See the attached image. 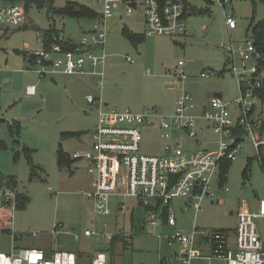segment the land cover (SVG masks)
Returning a JSON list of instances; mask_svg holds the SVG:
<instances>
[{
  "label": "rangeland",
  "instance_id": "374dc122",
  "mask_svg": "<svg viewBox=\"0 0 264 264\" xmlns=\"http://www.w3.org/2000/svg\"><path fill=\"white\" fill-rule=\"evenodd\" d=\"M186 1L194 13L186 17L184 33L144 36L142 8L126 14L124 1L116 0L113 15L105 20L106 57L104 65L96 68L98 73L103 72L100 77L96 73L41 75V70L51 67L30 65L28 57L24 59L20 52L28 56L42 47L38 39L42 40V30L49 25L46 9L30 7L25 12L22 2L0 0V8L15 4L24 11V21L18 28L8 23L0 24V141L5 144L0 149V177L19 196L28 199L23 208L10 212L12 233L0 229V253L10 254L13 246L17 249L33 247L46 254L47 251L70 252L77 257V264H91L102 251L107 264H154L163 259H170V264H180L176 254L182 246L178 242L168 243L167 237L174 236L177 231L190 235L193 227L198 234L225 233L229 249L234 250L239 207L245 203L253 210L258 200L264 199V169L260 161L263 156L248 137L243 138L235 159L215 171L209 189L212 200L205 198L197 212L182 211L184 199L171 202L174 227L151 226L147 223L149 214L137 200L115 194L108 196L110 214H96L93 201L85 195L92 180L86 172L88 163L79 159L72 161L69 168L61 169L56 161L60 147L69 156L74 152L83 154L91 148V131L98 123L100 112L144 114L148 109L155 112L156 118L148 119L140 130V153L146 156L164 154L169 141L160 138L159 117L173 115L175 102L183 92L196 105L185 115L200 114L202 107L208 108L214 97L228 102L230 113L239 114L237 100L242 92L239 78L230 72L228 49L245 47L247 41L254 43L252 27L264 21V0H227L223 6L219 5V0ZM52 2L56 8L68 3L94 13L92 18L54 17L56 27L52 28L58 29V35L64 40L78 41L94 27L98 32L103 31L99 23L103 6L97 0ZM227 13L236 22L234 30L225 26ZM130 33L139 36V41L131 42L127 36ZM179 61L183 62L187 76L184 82L175 74ZM234 61L241 69L238 54ZM250 63H254V59H250L246 68ZM202 73L208 77L201 78ZM29 85H35L36 95L26 96L25 87ZM86 96L93 97L95 102L89 104ZM261 97H255L254 101L257 106L261 105L264 119V92ZM12 120L19 121L22 127L19 146L7 131L6 122ZM196 124L207 126L199 120ZM66 132L80 135L62 138L61 134ZM197 139L201 141L200 147L196 146L195 139L185 134L174 135L172 142L179 141L182 150L188 152L216 149L218 137L212 129L205 127L203 132H197ZM22 146L32 151L30 158ZM221 172L225 177L219 183ZM119 202L126 205L123 212L117 211ZM155 216L157 219L158 213ZM255 225L264 244V220H255ZM86 230L108 236L120 235L113 242L98 243L84 236ZM125 233L130 234V238L121 237ZM13 235L16 236L14 241ZM210 263L225 264L216 260Z\"/></svg>",
  "mask_w": 264,
  "mask_h": 264
},
{
  "label": "built area",
  "instance_id": "2783aa9c",
  "mask_svg": "<svg viewBox=\"0 0 264 264\" xmlns=\"http://www.w3.org/2000/svg\"><path fill=\"white\" fill-rule=\"evenodd\" d=\"M97 1L103 6L99 23L104 29L98 32L94 27L78 41H71L75 45L74 50L64 51L61 48L59 42L64 40L61 34L55 43L47 44L43 38L38 39L42 47L34 50L30 54L31 58L38 66L51 67L50 70H41V75L84 74L88 65L93 70L92 73L103 77V72L98 73L96 68L104 65L105 20L113 15L116 0ZM226 1L219 0V5L223 6ZM124 3L126 14H131L137 4L143 9L144 36H174L185 32V14L189 9H186L184 0H126ZM23 21L24 11L17 5L5 4L0 8V24L8 23L18 28ZM224 22L228 30L236 28V22L230 13L225 14ZM95 50L100 53H95ZM228 52L231 55L230 72L239 78L242 92L237 100L239 114L230 113L229 103L214 97L208 108L202 107L200 114L185 115V112L194 109L196 105L183 92L175 102L173 115L159 117L160 138L169 141L164 147L163 155L146 156L140 153L141 126L148 119L156 118L152 110L148 109L144 114H132L129 111L99 113L98 123L91 131V148L83 154L74 152L71 155L73 160L84 159L88 163L86 172L92 176V180L90 190L85 195L93 201L96 214H110L108 196L115 194L125 199L137 200L149 214L147 223L151 226L164 224L174 227L176 222L171 202L174 199H184L182 211L197 212L205 198L212 200L213 194L209 189L215 171L224 162L235 159L244 137H248L252 146L263 156L260 161L264 169V119L261 116V105L257 106L254 101L255 97L262 99L264 92V58L250 41L237 50L231 46ZM235 54L239 56L241 69H238L234 61ZM250 59H254V63L246 68ZM183 65L179 61L176 66L175 74L180 82L187 79ZM212 74L213 72H209V75ZM200 77L206 78L208 74L202 73ZM26 93L34 95L35 87H26ZM86 100L89 104L95 102L91 96H86ZM197 120L205 122L207 126H197ZM205 127L212 129L218 137L214 150L188 152L182 150L179 141L172 142L174 135L185 134L188 138L195 139L196 146L200 147L197 132H203ZM220 178L221 175L219 183ZM18 197L9 183L0 180V222L10 233V212L17 209ZM125 209V203L119 202L117 211L123 212ZM157 213L159 217L156 219ZM237 218L234 250L229 249L225 233L214 231L198 234L196 227H193L190 235L177 231L174 236H168V243L181 244L182 249L176 254L181 264H211V260L225 264H264V244L255 225V220H264V199L258 200L253 210L242 203L237 211ZM84 236L94 238L98 243L111 242L116 237L89 230L84 232ZM14 237L12 236V240ZM121 237L130 238V234L125 233ZM161 238L162 236H158V239ZM0 264H77V257L65 251L46 254L42 249H17L13 246L10 254L0 253ZM91 264H107L105 253L99 251ZM160 264H170V259H163Z\"/></svg>",
  "mask_w": 264,
  "mask_h": 264
},
{
  "label": "trees",
  "instance_id": "16d2710c",
  "mask_svg": "<svg viewBox=\"0 0 264 264\" xmlns=\"http://www.w3.org/2000/svg\"><path fill=\"white\" fill-rule=\"evenodd\" d=\"M1 1L10 2V3L22 2V4L24 5V8H25V12L28 11V9L30 7H36L39 10L46 9V16H47V19L49 20V25L46 29L42 30V34H43V41H45L47 44L57 42L56 38L58 37V33H60V32H58V30L56 31L55 29H53L54 27L52 28V26H55L54 25V23H55L54 17H60V18L61 17L62 18L63 17H72L75 19H80L83 17H89V18L94 17V13L89 11L87 8H84L82 6H77L74 4H68L67 3L62 8H56L53 5L52 0H1ZM123 1H126V0H123ZM184 3L187 7L186 9H189L188 13L185 14V18H186L188 15L193 14L194 11H193V9H191L190 5L187 3L186 0H184ZM252 31H253V35H254V39H255L253 44H254L255 48L262 54V56L264 58V21H259L258 23H256L252 27ZM127 36L129 37L131 42H137L140 39L139 36H136L132 33L127 34ZM59 44L64 51L75 49V45L70 40H63V41L59 42ZM21 54L26 56V53H24V52H22ZM0 121H2V120H0ZM6 126H7V131H8L9 137L12 139V141L15 144H17L19 146L20 142L18 140V137H19V133L21 131V126H20L19 122H17V121L6 122ZM79 135L80 134L76 133V132H66V133H62L61 137L62 138H70V137H78ZM4 147H5L4 142L0 141V149H3ZM22 150L30 158L32 151L29 148L24 147V146H22ZM15 156H17V153L15 154ZM56 161H57L58 167L62 169V168H69L71 166L72 161H76V160H73L69 155L64 153L60 147L57 151ZM227 163H229V161L224 162L223 165L225 166ZM223 171H225V167H224ZM244 175H246V171L244 172ZM224 177H225L224 173L221 172L220 183L224 180ZM0 180L4 181V179L2 177H0ZM8 182H10V181H8ZM27 202H28V199L26 197L19 196L18 202H17V208H19V209L23 208ZM2 224L3 223L0 222V229L4 232L10 233V231L7 228H4V226ZM117 238H118L117 236L114 237L111 242H113ZM15 239H16V237L13 238V241Z\"/></svg>",
  "mask_w": 264,
  "mask_h": 264
},
{
  "label": "crops",
  "instance_id": "0c3cea01",
  "mask_svg": "<svg viewBox=\"0 0 264 264\" xmlns=\"http://www.w3.org/2000/svg\"><path fill=\"white\" fill-rule=\"evenodd\" d=\"M123 1V0H122ZM141 8V6L139 5V4H137L136 5V7L134 8V9H137V8ZM143 10V9H142ZM143 24H144V16H143ZM56 27V26H55ZM58 30V29H57ZM18 52V51H17ZM24 52V51H23ZM20 53H22V52H20ZM24 53H26V52H24ZM23 57H24V59L26 58V57H28V61L30 62V65H34L35 66V64H34V62H33V60H32V58H31V55L29 54L28 56H27V53H26V56H24L23 55ZM89 68V66L88 65H86V67H85V73L84 74H87V75H92L91 73H92V69H90ZM75 75H77V74H75ZM78 75H83V74H78ZM96 75V74H95ZM30 86V85H29ZM31 86H35V85H31ZM27 87V86H26ZM26 87H25V94H26V96H34V95H36V93L34 94V95H30V94H27L26 93ZM12 121H16V120H12ZM17 122H19V121H17ZM20 124V123H19ZM21 126V125H20ZM21 129H22V127H21ZM21 132V131H20ZM19 136H20V133H19ZM19 138V137H18ZM71 157V156H70ZM2 226V225H1ZM4 226V228H6L5 227V225H3ZM141 229V228H140ZM13 236H15V235H13ZM16 237V236H15ZM21 248H29V247H20L19 249H21ZM30 248H33V247H30ZM48 252V254H51V253H54V252H64V251H54V252H51V251H47ZM177 257V256H176ZM178 259V258H177ZM160 260H156L155 261V263L154 264H160ZM170 263H171V260H170ZM181 264V263H180Z\"/></svg>",
  "mask_w": 264,
  "mask_h": 264
},
{
  "label": "water",
  "instance_id": "95a60500",
  "mask_svg": "<svg viewBox=\"0 0 264 264\" xmlns=\"http://www.w3.org/2000/svg\"><path fill=\"white\" fill-rule=\"evenodd\" d=\"M50 80H51L52 82H54V79H53V78H51Z\"/></svg>",
  "mask_w": 264,
  "mask_h": 264
}]
</instances>
